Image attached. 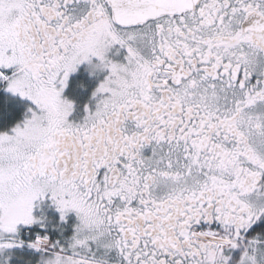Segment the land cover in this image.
<instances>
[{"label":"snow or ice","instance_id":"6c2138e0","mask_svg":"<svg viewBox=\"0 0 264 264\" xmlns=\"http://www.w3.org/2000/svg\"><path fill=\"white\" fill-rule=\"evenodd\" d=\"M0 83V264H264V0H0Z\"/></svg>","mask_w":264,"mask_h":264},{"label":"flooded vegetation","instance_id":"af4514ba","mask_svg":"<svg viewBox=\"0 0 264 264\" xmlns=\"http://www.w3.org/2000/svg\"><path fill=\"white\" fill-rule=\"evenodd\" d=\"M86 68H88V65L83 64L78 67L77 72L70 75L69 86L64 92V96L66 98L75 102V111L73 112L72 118H79L83 115V106L91 101V93L92 91H94L99 80L102 79V74L100 73L95 76H90L89 73L85 70ZM41 208L43 209L44 213L52 220V222L55 223L58 218V214L49 206V202H44L41 205ZM37 214H40L39 209L37 210ZM74 222L75 215L70 214L68 217V222L62 225L64 236L71 235L72 225L74 224ZM48 234L52 239H57L61 235L58 228L54 230L52 227H49ZM27 236L28 233L22 232L23 238H27ZM25 249L26 252L30 250L27 248ZM39 255L40 254L37 253V259L39 258Z\"/></svg>","mask_w":264,"mask_h":264},{"label":"trees","instance_id":"16d2710c","mask_svg":"<svg viewBox=\"0 0 264 264\" xmlns=\"http://www.w3.org/2000/svg\"><path fill=\"white\" fill-rule=\"evenodd\" d=\"M21 101L18 98L10 97L0 84V132L9 131L24 120L26 107H21ZM25 256L33 257L30 252Z\"/></svg>","mask_w":264,"mask_h":264},{"label":"rangeland","instance_id":"374dc122","mask_svg":"<svg viewBox=\"0 0 264 264\" xmlns=\"http://www.w3.org/2000/svg\"><path fill=\"white\" fill-rule=\"evenodd\" d=\"M97 74H99V73H97ZM1 85H2V83H1ZM4 86H5V88H4ZM3 88H4V90L6 91V84L5 85H3ZM6 93L10 96V97H13V98H18V99H20V100H26L27 102H20V104L22 105L21 107H26V109H25V112H26V114L28 113V109L30 108V107H33V105H32V102L31 101H29L27 98H22V97H20L18 94H12V93H10V92H8V91H6ZM29 101V102H28ZM20 123H22V122H20ZM1 132H3V131H1ZM10 252H13V253H18V254H21V255H23V252H22V250L21 249H11V250H9ZM7 254V253H6ZM31 256H33V257H35L36 258V255H34L33 253L31 254Z\"/></svg>","mask_w":264,"mask_h":264}]
</instances>
